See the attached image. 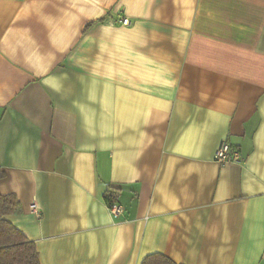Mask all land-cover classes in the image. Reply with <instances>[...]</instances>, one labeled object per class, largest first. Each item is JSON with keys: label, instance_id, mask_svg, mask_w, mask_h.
<instances>
[{"label": "crops", "instance_id": "1", "mask_svg": "<svg viewBox=\"0 0 264 264\" xmlns=\"http://www.w3.org/2000/svg\"><path fill=\"white\" fill-rule=\"evenodd\" d=\"M0 168L40 264H264V0H0Z\"/></svg>", "mask_w": 264, "mask_h": 264}, {"label": "trees", "instance_id": "2", "mask_svg": "<svg viewBox=\"0 0 264 264\" xmlns=\"http://www.w3.org/2000/svg\"><path fill=\"white\" fill-rule=\"evenodd\" d=\"M105 17L88 24L85 29L94 23L103 22ZM4 172L0 168V178ZM119 188L109 187L105 196L106 202L111 205L118 197ZM22 205L15 194L0 192V264H40L36 244L28 238L10 219L12 215L20 213ZM142 264H179L167 255L155 252L148 254Z\"/></svg>", "mask_w": 264, "mask_h": 264}, {"label": "built area", "instance_id": "3", "mask_svg": "<svg viewBox=\"0 0 264 264\" xmlns=\"http://www.w3.org/2000/svg\"><path fill=\"white\" fill-rule=\"evenodd\" d=\"M130 23L131 22L128 17L122 19V24L128 25ZM215 160L220 164L241 163L243 157L241 151L238 148H235L230 142L224 140L221 142L215 152ZM108 206L110 208L111 213L116 216L123 211L122 206L118 202H115ZM31 210L37 218H41L40 208L38 207L37 203L33 202L31 204Z\"/></svg>", "mask_w": 264, "mask_h": 264}]
</instances>
